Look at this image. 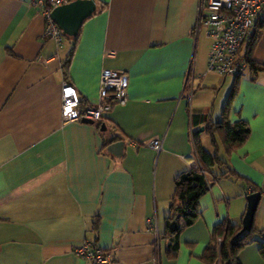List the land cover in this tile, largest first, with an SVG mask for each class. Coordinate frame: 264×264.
Here are the masks:
<instances>
[{"label": "crops", "instance_id": "obj_1", "mask_svg": "<svg viewBox=\"0 0 264 264\" xmlns=\"http://www.w3.org/2000/svg\"><path fill=\"white\" fill-rule=\"evenodd\" d=\"M96 2L73 50L71 37H44L46 18L31 0H0V264H90L77 254L86 239L117 264H206L215 226L242 225L254 185L263 190L254 226L264 230V71L209 69L212 38L196 29L201 0ZM253 56L264 64V28ZM104 69L128 75L126 104L95 123L64 122L63 83L76 86L82 107L94 106ZM236 83L228 120L246 121L251 133L227 155L222 133L215 145L206 124L223 119ZM116 141L120 154L109 150ZM197 141L240 177L210 173L199 218L174 252L167 216L177 176L202 167ZM259 246L246 245L241 263L264 264Z\"/></svg>", "mask_w": 264, "mask_h": 264}, {"label": "built area", "instance_id": "obj_2", "mask_svg": "<svg viewBox=\"0 0 264 264\" xmlns=\"http://www.w3.org/2000/svg\"><path fill=\"white\" fill-rule=\"evenodd\" d=\"M73 0H31L45 16L47 25L45 38L62 42L64 34L57 23L51 18L52 10ZM258 22H264V0H201L199 20L196 29L204 26L212 38L209 56V69L223 76H241L248 64L241 56V48ZM192 75L187 77L186 89ZM128 75L112 69H104L100 77V101L89 107L81 106V96L71 82L62 86V119L64 122L82 121L84 119L101 121L106 112L115 105H124L128 100ZM192 90H189L191 98ZM151 147L161 151L163 142L153 140ZM253 192V188H250ZM263 192V191H262ZM149 225L156 228L155 220L150 219ZM80 257L87 259L90 264H117L115 254L110 253L99 245L93 246L86 239L77 249Z\"/></svg>", "mask_w": 264, "mask_h": 264}, {"label": "trees", "instance_id": "obj_3", "mask_svg": "<svg viewBox=\"0 0 264 264\" xmlns=\"http://www.w3.org/2000/svg\"><path fill=\"white\" fill-rule=\"evenodd\" d=\"M263 28L264 22L256 23L251 34L245 40L241 48V56L246 60L248 69L253 75L264 71V64L258 62L253 56L255 45L260 38ZM78 40L79 35L73 38V50ZM237 91L238 83L234 85L231 91L223 119L218 122L211 121L206 124V131L212 135L215 145V133H222V142L226 148L227 155H230L233 151L242 146L251 133V128L246 121L239 120L230 122L228 120L227 114L230 101ZM193 122L198 124L197 120ZM196 151L202 167H193L181 172L177 176L175 181L176 191L172 198L169 214L167 216V234L171 236L170 250L174 252L179 247L178 239L182 230L195 223L199 218L200 199L209 190V182L212 183L209 177L210 173L214 177V180L226 177L228 174L240 177L235 170L227 166V161L221 159L217 151L214 153L210 152L199 141L196 142ZM214 166H226L228 168L224 173L213 175L211 171ZM252 188L253 191H263L256 185ZM241 229V224H233L229 219H224L218 223L215 226L211 241L201 257L202 260L206 264H242L239 259L240 251L246 245L255 241L260 243L259 251L264 258V230L253 226L250 232L241 233ZM89 240L93 246L96 245L95 240Z\"/></svg>", "mask_w": 264, "mask_h": 264}, {"label": "water", "instance_id": "obj_4", "mask_svg": "<svg viewBox=\"0 0 264 264\" xmlns=\"http://www.w3.org/2000/svg\"><path fill=\"white\" fill-rule=\"evenodd\" d=\"M97 11L96 0H73L69 3L55 7L51 12V18L57 23L65 36L75 38L86 20L91 18ZM83 122L95 123L94 120L84 119ZM103 131L107 130L105 124L102 125ZM203 127L200 131H203ZM124 142L116 141L109 146V150L121 153ZM263 196L262 191H253L247 195V210L242 220L243 232H250L254 226L255 215Z\"/></svg>", "mask_w": 264, "mask_h": 264}, {"label": "rangeland", "instance_id": "obj_5", "mask_svg": "<svg viewBox=\"0 0 264 264\" xmlns=\"http://www.w3.org/2000/svg\"><path fill=\"white\" fill-rule=\"evenodd\" d=\"M203 36H204V32L202 33V38H203ZM201 41H202V39H201ZM208 140V139H207Z\"/></svg>", "mask_w": 264, "mask_h": 264}]
</instances>
